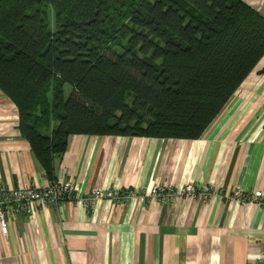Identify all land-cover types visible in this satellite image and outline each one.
Here are the masks:
<instances>
[{"label": "trees", "instance_id": "obj_1", "mask_svg": "<svg viewBox=\"0 0 264 264\" xmlns=\"http://www.w3.org/2000/svg\"><path fill=\"white\" fill-rule=\"evenodd\" d=\"M262 57L243 0H0V90L49 180L72 134L199 138Z\"/></svg>", "mask_w": 264, "mask_h": 264}, {"label": "crops", "instance_id": "obj_2", "mask_svg": "<svg viewBox=\"0 0 264 264\" xmlns=\"http://www.w3.org/2000/svg\"><path fill=\"white\" fill-rule=\"evenodd\" d=\"M243 1L264 14V0ZM18 124L0 90V187H44L50 178ZM52 168L82 193L192 182L226 196L43 207L0 231V264H264V204L226 198L264 195V57L199 138L72 134Z\"/></svg>", "mask_w": 264, "mask_h": 264}, {"label": "built area", "instance_id": "obj_3", "mask_svg": "<svg viewBox=\"0 0 264 264\" xmlns=\"http://www.w3.org/2000/svg\"><path fill=\"white\" fill-rule=\"evenodd\" d=\"M226 196L223 190L214 185L197 186L189 182L180 187L172 184L156 183L146 188L122 187L105 189L95 187L86 193L75 188L71 181L51 179L44 187L29 185L13 189L0 187V231L6 235L10 222L20 215H31L43 207H58L64 202L90 209L96 205L111 201L115 204H125L131 200H156L170 203L176 198L200 197L206 201L212 197ZM239 204H264V195L261 192H244L233 189L226 197Z\"/></svg>", "mask_w": 264, "mask_h": 264}, {"label": "rangeland", "instance_id": "obj_4", "mask_svg": "<svg viewBox=\"0 0 264 264\" xmlns=\"http://www.w3.org/2000/svg\"><path fill=\"white\" fill-rule=\"evenodd\" d=\"M69 92H70V86L69 85H66L65 86V97L68 96Z\"/></svg>", "mask_w": 264, "mask_h": 264}]
</instances>
